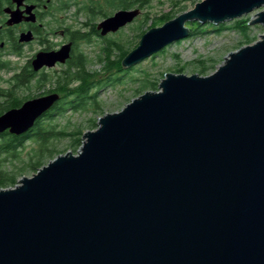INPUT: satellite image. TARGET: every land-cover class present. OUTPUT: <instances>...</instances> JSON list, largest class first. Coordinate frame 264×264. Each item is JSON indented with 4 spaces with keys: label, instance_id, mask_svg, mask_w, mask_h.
I'll return each mask as SVG.
<instances>
[{
    "label": "water",
    "instance_id": "water-1",
    "mask_svg": "<svg viewBox=\"0 0 264 264\" xmlns=\"http://www.w3.org/2000/svg\"><path fill=\"white\" fill-rule=\"evenodd\" d=\"M264 0H203L144 32L129 69L188 36L186 21L221 24ZM117 10L100 36L131 23ZM70 46L37 55L64 64ZM81 145L0 188V264H264V33L207 75L164 74ZM60 99L52 93L0 115V133L28 132Z\"/></svg>",
    "mask_w": 264,
    "mask_h": 264
},
{
    "label": "rangeland",
    "instance_id": "rangeland-1",
    "mask_svg": "<svg viewBox=\"0 0 264 264\" xmlns=\"http://www.w3.org/2000/svg\"><path fill=\"white\" fill-rule=\"evenodd\" d=\"M203 0H152L148 6L139 9L137 7L126 8L124 10L139 9L138 16L126 26L120 28L115 33H109L106 36H100L95 30V26L110 16H112L118 8L113 9L105 5V0H92L89 7L94 10H102L101 13L92 16L90 10H82L81 12L71 10L67 15L69 19L66 24L74 31L79 32V40H76L75 53L82 56L86 61L85 71L89 76L88 82L92 84V94H95V100L99 107L95 108L92 102L87 103L88 110H72L71 107H66L62 113L54 115L51 119L44 121L45 126H53L55 131L71 132L77 129L91 131L97 128V119L105 113L118 112L131 99L143 94H138L137 91L141 87V81H154L157 83L163 79L164 74H184L191 76L198 74L200 76H207L213 73L218 66L221 65L224 58L238 48L251 44L257 41L264 33V25L251 24V20L256 17L259 10H254L238 19L221 23L224 28H217L219 24H214L215 27L208 28L204 31L203 27L209 22L201 24L203 31H197L191 27L196 21H186L184 26L189 30L187 37L175 41L165 47L163 51L143 60L139 64L129 68L123 69L118 60L123 55H127L138 44L141 35L150 28L161 27L165 22L175 19L177 16L191 11L196 3ZM84 5V4H83ZM79 5V7L83 6ZM86 5H84L85 7ZM78 7V9H79ZM237 20H248V28L246 35L252 40L246 41L242 34L233 27V22ZM212 24V23H210ZM200 27V28H201ZM94 28V31H93ZM221 29V30H219ZM191 32H194L191 33ZM81 36V37H80ZM111 45L110 55L111 59L115 61L110 65L108 70H105L107 62V49ZM124 56V57H125ZM17 65H13L15 68ZM22 66V65H19ZM206 68V74H200V69ZM123 69L124 71H120ZM13 73V72H12ZM68 75V66L61 65L55 67L53 70H48L46 77L50 79L42 88L39 87L37 78L31 81L25 88H14L13 83H6L9 74L0 73V87L4 91L11 93L12 99H26L30 100L38 98V96L47 90H51L58 83V77L68 78L69 87H76L80 83L74 80L73 69ZM66 75V76H65ZM114 81V82H113ZM43 86V85H42ZM95 89V90H94ZM158 87L156 88V90ZM72 101V98H67L65 102ZM5 101V98H0V102ZM94 109V110H89ZM91 120H94L95 125H92ZM43 123V122H42ZM3 141V140H0ZM81 144V140L80 143ZM77 147L71 146L70 137H57L51 140L50 149H56L60 152L76 153ZM39 145L32 140H25L22 147L17 149L18 159L8 158L3 163L4 170H11L18 173L21 168L23 172L17 175L16 181L24 177H31L36 171L27 170V163L30 160H35ZM74 150H76L74 152ZM60 153V154H64ZM46 165L49 160H44ZM17 183V182H16Z\"/></svg>",
    "mask_w": 264,
    "mask_h": 264
},
{
    "label": "flooded vegetation",
    "instance_id": "flooded-vegetation-1",
    "mask_svg": "<svg viewBox=\"0 0 264 264\" xmlns=\"http://www.w3.org/2000/svg\"><path fill=\"white\" fill-rule=\"evenodd\" d=\"M89 1L92 0H0V73L9 74L6 83H13L16 89L25 88L28 84H21L22 80H27L30 76L32 80L37 78V81L41 82L48 70L61 65L68 66L79 57L75 53L79 32L66 24L69 19L67 15L72 9L79 12L86 10L89 7L87 5L91 3ZM80 4L86 6L79 7ZM66 45L70 46L69 60L64 64L57 62L54 67L43 66L34 70L32 63L37 55L55 53ZM14 64L17 66L12 68ZM52 93L55 91H44L38 97ZM12 96L0 87V98H5V101L0 102V106H4L8 100L18 102L17 105H9L4 110L0 107V115L9 109L20 107L26 101L13 100ZM26 133L16 136L4 131L0 133V140L7 136L19 145L22 138H25L24 141L27 139Z\"/></svg>",
    "mask_w": 264,
    "mask_h": 264
},
{
    "label": "trees",
    "instance_id": "trees-1",
    "mask_svg": "<svg viewBox=\"0 0 264 264\" xmlns=\"http://www.w3.org/2000/svg\"><path fill=\"white\" fill-rule=\"evenodd\" d=\"M152 0H105V5H108L110 8L113 9H130L133 7H137L139 9H142L146 6L149 5V3ZM192 1H197V0H192ZM91 9V10H90ZM90 10L92 16L95 14L101 13L102 10H94L92 7H87L86 11ZM248 20H237L233 22V27L237 29L241 34L243 32L244 39H247L246 41H250L248 36L246 35V31L248 28ZM193 29L197 31L199 30L201 33L204 29V31H208V28L215 27L214 24H208L206 26L201 27V24L199 22H195L194 24L191 25ZM201 27V28H200ZM224 28V25L219 24L216 29L218 28ZM221 30V29H219ZM194 34V32H191ZM81 38L77 37L76 40H79ZM110 50H111V45H108L107 49H105L107 53V62L108 64L105 65V70H108L110 68V65L114 63L111 59L110 55ZM163 51V50H162ZM161 51V52H162ZM125 55L121 56L119 58L118 63L119 65L121 64L122 59L124 58ZM86 68V61L83 59L82 56L77 57L74 61H72L68 65V75H70V71L73 69V77L74 80L79 81V85L76 87H69V84L67 82L68 78L65 77H58V83L54 88L51 90H54L55 93H58L60 95L59 101L52 107L51 110L46 112L41 119L36 121L33 125V127L26 133V140H32L35 143L39 145L38 152L36 154L35 160H30V162L27 163V170L29 171H37L38 168L42 167L45 164L44 160H52L55 158L58 154L64 153L60 152L56 149H50L49 146L51 144V140L57 138V137H70L71 138V146L77 147V145L80 143L81 136H82V129H77L71 132L67 131H55V128L53 126H45L44 121L46 119H51L54 115H57L59 113H62L65 111V109H68L66 107H71L72 110H88L87 103L92 102L95 104V108L99 107L98 102L95 100V94L91 93L92 92V84L88 82V78L90 75L87 74L85 71ZM120 71H124L123 69H120ZM200 74H206V68H201L200 69ZM65 75V76H66ZM32 81V78L29 76L27 80H22L21 84H30ZM50 79H48L46 76L44 77L43 81H39L38 85L39 87L41 86L42 88L45 86L47 82H49ZM114 82V81H113ZM43 85V86H42ZM24 86V85H22ZM157 88V83L154 81H147V80H142L141 81V87L137 91L138 94L144 92L147 89H152L156 90ZM50 90V89H49ZM95 90V89H94ZM48 91V90H47ZM46 92V91H45ZM67 98H72V101L65 102ZM14 100V99H13ZM18 100V99H15ZM21 101V99H20ZM4 106H0L1 108L3 107L4 109H7L9 105L15 106L18 104V102L14 103L12 100H8L4 103ZM94 109H89V110H94ZM1 112V109H0ZM43 122V123H42ZM92 126L95 125L94 120H91ZM13 137V136H12ZM22 142H19V145L14 143V140L10 139L9 137H4L0 141V188H6L10 186H14L16 184V179L17 175L23 172V168L19 170L18 173H15L14 171L11 170H4L3 168V163L7 161L8 158L11 159H18V152L16 151L20 147H22V143L24 142L25 138H22ZM81 144H79L80 147ZM76 150H74L75 152Z\"/></svg>",
    "mask_w": 264,
    "mask_h": 264
},
{
    "label": "bare ground",
    "instance_id": "bare-ground-1",
    "mask_svg": "<svg viewBox=\"0 0 264 264\" xmlns=\"http://www.w3.org/2000/svg\"><path fill=\"white\" fill-rule=\"evenodd\" d=\"M75 4V3H74ZM65 7V6H64ZM42 25V24H41ZM67 27V26H66ZM69 60V59H68Z\"/></svg>",
    "mask_w": 264,
    "mask_h": 264
}]
</instances>
